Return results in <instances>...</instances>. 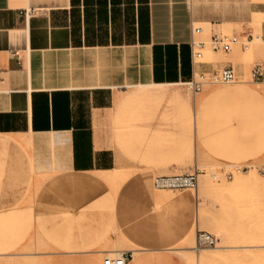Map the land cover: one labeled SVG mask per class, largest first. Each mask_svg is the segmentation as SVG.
Returning <instances> with one entry per match:
<instances>
[{
    "label": "crops",
    "instance_id": "obj_1",
    "mask_svg": "<svg viewBox=\"0 0 264 264\" xmlns=\"http://www.w3.org/2000/svg\"><path fill=\"white\" fill-rule=\"evenodd\" d=\"M260 15L264 0H0V141L15 142L19 152L0 157V164H12L11 187L25 193L51 179L61 193L86 179L105 183L139 171L147 177L184 174L191 162L195 169L204 164L220 170L264 164V146L256 144L264 139L258 90L195 95L192 129L188 112L173 108L168 93L140 90L184 84L194 73L228 67L237 81L245 80L251 64L244 45L256 30L263 41L254 52L263 63L264 22L254 26ZM196 27L212 61L193 65ZM229 29L239 44L228 53L213 52L211 36ZM212 97L220 105L203 106ZM165 99L164 105L153 101ZM238 153L246 157L238 159ZM121 188L118 194H125ZM152 196V212L164 211V218L155 214L142 222L152 231L132 237L120 231L92 242L88 255L95 263L132 252L129 264H175L176 253L190 252L174 248L172 205L157 202L161 194Z\"/></svg>",
    "mask_w": 264,
    "mask_h": 264
},
{
    "label": "rangeland",
    "instance_id": "obj_2",
    "mask_svg": "<svg viewBox=\"0 0 264 264\" xmlns=\"http://www.w3.org/2000/svg\"><path fill=\"white\" fill-rule=\"evenodd\" d=\"M263 22L264 15L256 16L255 28ZM208 31L206 28L205 32ZM222 32L233 35L230 29ZM254 39L245 53L246 62L251 64L247 68V78L229 86H207L204 90L251 87L258 90V96L264 97V84L254 82L250 77L255 65L264 64V57L263 63H259L254 52L255 45L262 43L257 30ZM203 54V61H212L209 52L204 50ZM140 90L165 91L155 96L168 93L167 101L173 108L188 112V123L193 128L195 96L183 84ZM213 97L203 106L220 105ZM153 101L164 105L166 99ZM256 144L264 146V139L259 137ZM0 145V157L19 153L15 142L0 141ZM252 148L250 145L249 149ZM193 151L191 135L190 157ZM245 157V154H237L238 159ZM145 165L140 164V167ZM0 166V264H98L88 255L92 242L115 238L120 236V231L121 237L123 234L132 237L143 230L152 231V226H142V222L152 221L155 214L164 218V211L152 212V195L156 193L163 196L157 202L172 205V234L174 241L177 240L174 248L185 246L190 251L176 253L175 264H264V174L256 170L264 164L244 167L238 163L220 170L204 164H198L195 169L191 162L188 173L196 171L199 175L196 191H157L153 188L154 178L170 174L147 177L146 171H139L130 177L116 178L118 180L104 179L105 183L103 178L86 179L61 193L54 188L51 179L44 187L30 186L22 193L21 189L11 187L9 168L12 164ZM237 177L243 184L234 183ZM121 187L125 194H118ZM198 231L215 236L217 246L198 248ZM107 256H102L99 264H103Z\"/></svg>",
    "mask_w": 264,
    "mask_h": 264
},
{
    "label": "built area",
    "instance_id": "obj_3",
    "mask_svg": "<svg viewBox=\"0 0 264 264\" xmlns=\"http://www.w3.org/2000/svg\"><path fill=\"white\" fill-rule=\"evenodd\" d=\"M28 14V11L26 12ZM203 33L201 28H193V38L190 42L192 52L193 65L198 64L204 58L205 43L198 39ZM254 38L250 36V41H246L244 45L245 50H249L250 42ZM240 42L236 35L228 34H214L209 40V47L213 52L228 53ZM14 57H19L18 52L13 53ZM250 77L254 82L264 84V65H255L250 72ZM237 82V77L233 68H225L215 74L194 73L191 81L183 85L194 96L204 91L207 86H229ZM256 170L264 174V166L257 167ZM231 178V175H229ZM199 175L195 171L193 173H184L177 175H163L157 176L153 180V188L157 191H179V190H198ZM217 239L208 232L198 231L196 236V246L198 248H215L217 246ZM133 259L132 252H118L109 254L103 261V264H129Z\"/></svg>",
    "mask_w": 264,
    "mask_h": 264
},
{
    "label": "bare ground",
    "instance_id": "obj_4",
    "mask_svg": "<svg viewBox=\"0 0 264 264\" xmlns=\"http://www.w3.org/2000/svg\"><path fill=\"white\" fill-rule=\"evenodd\" d=\"M255 22H256V23H259V20L256 19ZM259 41L262 42L263 40L260 39ZM117 173H118V172H117ZM112 175H113V174H112ZM112 175H111V176H112ZM109 177H110V176H109ZM109 177H108V178H109ZM137 177H138V176H137ZM239 177H240V176H239ZM245 177H246V176H245ZM115 179H116V177H115ZM244 179H245V178H244ZM246 179H248V178H246ZM113 180H114V178H113ZM116 180H118V179H116ZM111 181H112V180H111ZM111 181H110V182H111ZM247 181H248V180H247ZM250 182H251V180H250ZM200 183H201V182H200ZM234 183L237 184V185H241V184H243V182L241 181V179H239L238 177L235 179ZM245 183H246V182H245ZM247 183H248V182H247ZM247 183H246V184H247ZM249 184H250V183H249ZM202 185H203V184H202ZM250 185H251V184H250ZM263 185H264V184H263ZM208 187H209V186H208ZM250 187H251V186H250ZM257 187H258V186H257ZM198 188H199V187H198ZM200 188H201V187H200ZM260 188H261V187H260ZM199 190H200V189H199ZM221 190H222V189H221ZM227 190H228V189H227ZM262 190H263V189H262ZM181 249H182V248H181ZM133 250H134V249H133ZM177 250H178V249H177ZM186 255H187V254H186ZM206 255H207V254H206ZM194 256H196V255H194ZM182 257H183V256H182ZM192 257H193V256H192ZM209 257H210V256H209ZM211 257H212V255H211ZM216 257H217V256H216ZM218 257H219V256H218ZM189 258H190V257H189ZM193 258H194V257H193ZM219 259H220V258H219ZM189 260H190V259H189ZM215 260H217V259H215Z\"/></svg>",
    "mask_w": 264,
    "mask_h": 264
}]
</instances>
